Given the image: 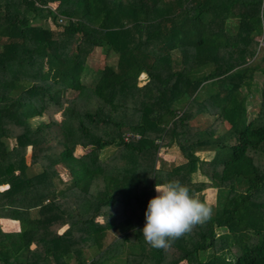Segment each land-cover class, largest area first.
Segmentation results:
<instances>
[{
	"label": "trees",
	"instance_id": "1",
	"mask_svg": "<svg viewBox=\"0 0 264 264\" xmlns=\"http://www.w3.org/2000/svg\"><path fill=\"white\" fill-rule=\"evenodd\" d=\"M260 63L264 0H0V264H264ZM172 180L212 215L157 249Z\"/></svg>",
	"mask_w": 264,
	"mask_h": 264
},
{
	"label": "clouds",
	"instance_id": "2",
	"mask_svg": "<svg viewBox=\"0 0 264 264\" xmlns=\"http://www.w3.org/2000/svg\"><path fill=\"white\" fill-rule=\"evenodd\" d=\"M155 191L157 196L148 202L142 229L144 241L153 248L168 249L212 215V208L179 180L158 182Z\"/></svg>",
	"mask_w": 264,
	"mask_h": 264
},
{
	"label": "rangeland",
	"instance_id": "3",
	"mask_svg": "<svg viewBox=\"0 0 264 264\" xmlns=\"http://www.w3.org/2000/svg\"><path fill=\"white\" fill-rule=\"evenodd\" d=\"M56 6H57V4H55V3H50V4H48V7L51 9V10H54L55 8H56ZM259 47H260V50H261V47H262V42L260 41L259 42ZM262 53H263V51L260 53V55H262ZM90 62H91V64L94 66V67H97V66H99L100 64H102V62H103V60L101 59V56H100V53H99V51H95V53H94V55L92 56V58L90 59ZM260 65V67L261 68H264V63H260L259 64ZM145 80H144V77L143 76H140V78H139V83L140 84H143V82H144ZM261 85H262V82H261ZM256 107L254 106V108H253V110L254 111H256L257 110V108L255 109ZM67 112H68V110H67V108H65L64 110H63V112L62 113H58V114H56L55 115V119L57 120V121H62V119L67 115ZM39 119H37V120H34V122L33 123H36L37 121H38ZM9 145H10V147L11 146H13L14 145V141H9ZM87 150H85V149H81V148H77L76 150H75V155L76 156H80V155H82V154H84L85 152H86ZM110 153V151H108V153H107V155ZM28 155H26V161L27 162H29V152L27 153ZM196 155L200 158V159H202V160H209L210 159V154L209 153H206V152H197L196 153ZM160 156H162L161 155V153H160ZM165 163H166V165L168 166V167H172L173 166V164H175V160L173 159V158H169V157H167V156H165ZM61 177L63 178V180H66V175L65 174H63V173H61ZM194 180L195 181H205V178L203 177V176H201L200 174H195V176H194ZM0 190H2V188H0ZM155 193H156V191H155ZM156 196H157V193H156ZM199 196V195H198ZM203 197H204V199H205V201L209 204V205H211V203L210 202H212L213 201V198H214V191H208V192H205V193H203ZM213 197V198H212ZM212 206V205H211ZM97 223L99 224V225H102V223H103V219H101V218H99V219H97ZM14 224V223H13ZM15 225V224H14Z\"/></svg>",
	"mask_w": 264,
	"mask_h": 264
},
{
	"label": "crops",
	"instance_id": "4",
	"mask_svg": "<svg viewBox=\"0 0 264 264\" xmlns=\"http://www.w3.org/2000/svg\"><path fill=\"white\" fill-rule=\"evenodd\" d=\"M0 228L3 232L6 233H16L20 230L19 223L17 221L9 219H0Z\"/></svg>",
	"mask_w": 264,
	"mask_h": 264
}]
</instances>
